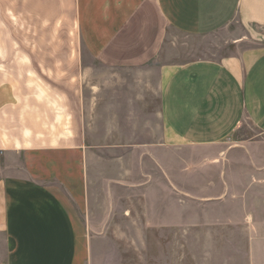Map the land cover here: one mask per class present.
<instances>
[{
    "label": "crops",
    "instance_id": "obj_1",
    "mask_svg": "<svg viewBox=\"0 0 264 264\" xmlns=\"http://www.w3.org/2000/svg\"><path fill=\"white\" fill-rule=\"evenodd\" d=\"M11 19L70 32L91 63L9 49ZM234 25L229 55H195L191 40ZM254 28L264 0H0V264H188L170 237L211 221L237 223L246 243L201 247L190 264H264ZM187 203L230 211L188 217Z\"/></svg>",
    "mask_w": 264,
    "mask_h": 264
},
{
    "label": "rangeland",
    "instance_id": "obj_2",
    "mask_svg": "<svg viewBox=\"0 0 264 264\" xmlns=\"http://www.w3.org/2000/svg\"><path fill=\"white\" fill-rule=\"evenodd\" d=\"M12 25V33L13 37L16 38L18 43H14L9 47V49H12L13 51L22 48V49H43L48 50L51 48H57L59 49L60 54L55 57H49V59H46V61H51L52 59H56L57 62H60L62 64L68 63H77L81 61V54L84 55V59L87 62L91 63V59L86 56V54L81 51L80 42L78 41L77 36L72 35L70 32L67 33L66 31H60L58 34L52 32L50 29L46 30V28L42 29V32L39 34L34 33V31L25 33V28H20L16 20L11 19ZM39 27V26H38ZM254 31L260 32L264 29H258L254 28ZM239 27L237 25H234L230 27L228 32H225L220 35L209 36L204 37L200 40L194 41L191 40L193 43H191V47L194 49V52L202 48L201 52L195 53V55L198 56V58L203 59H209L214 60L218 57L226 56L231 53V51H234V48L230 47L228 44H230V38L231 35L239 34ZM38 35L41 40H36V36ZM30 38H33L31 41H25L29 40ZM20 39L24 40L20 42ZM195 45L199 49H195ZM197 56H194L197 58ZM95 65V63H94ZM97 66V65H95ZM99 68V66H97ZM97 68V69H98ZM70 72H64V74H69ZM73 73V72H72ZM78 75H80V71H78ZM80 78V76H79ZM253 133V131H247L244 130L242 132L243 136H249V134ZM140 198L134 197V202L136 203V206L140 204ZM185 203V201H184ZM188 204V203H187ZM185 204V205H187ZM136 210L134 215L141 214V207H136ZM238 210V208H236ZM227 206L220 207H201V206H194L188 204L186 208H184L183 214L185 216L191 217L193 214H215V213H221V212H229ZM233 212H236L232 210ZM226 222H206L204 224H197V223H191L184 225V228L182 231H179V237L178 239H173L170 237L168 243L169 246L172 248L181 247L185 248L186 255H187V261L188 264L192 263V258L195 256V253L199 252V248L201 247H207L208 245L211 246H217L222 247L223 244H230V245H242L246 243V237L245 231L242 228L238 227V224H229L227 226L228 231L226 232L225 225ZM233 225V226H232ZM171 232V231H170ZM211 232V233H210ZM171 234V233H170ZM180 234H183L180 235ZM246 245V244H245ZM213 258L218 257L219 255L213 254ZM236 255V254H235ZM197 256V255H196ZM209 256V255H207ZM236 257V256H235ZM202 259H206L205 255L202 254Z\"/></svg>",
    "mask_w": 264,
    "mask_h": 264
}]
</instances>
